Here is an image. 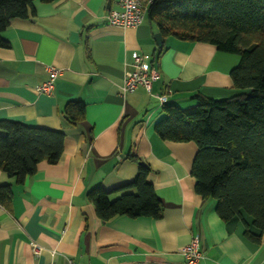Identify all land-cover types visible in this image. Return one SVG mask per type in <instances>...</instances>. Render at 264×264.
Returning <instances> with one entry per match:
<instances>
[{
	"label": "crops",
	"instance_id": "0c3cea01",
	"mask_svg": "<svg viewBox=\"0 0 264 264\" xmlns=\"http://www.w3.org/2000/svg\"><path fill=\"white\" fill-rule=\"evenodd\" d=\"M109 10H118V0H37L32 15L2 33L8 48H0V120L59 130L65 140L61 159L40 162L23 184L0 172V184L13 192L10 206L0 205V264H184L180 251L193 235L203 254L198 264H264V230L244 212L222 221L216 202L195 193L194 143L162 141L154 131L165 115L156 95L187 109L196 96L240 94L229 76L238 57L173 36L158 46L147 14L134 29L117 28L104 23ZM135 53L160 72L151 93L123 90ZM48 66L61 70L49 96L35 90L48 80ZM72 101L85 107L75 124L63 114ZM130 156L148 166L162 217L102 222L86 194L130 182L138 169Z\"/></svg>",
	"mask_w": 264,
	"mask_h": 264
},
{
	"label": "trees",
	"instance_id": "16d2710c",
	"mask_svg": "<svg viewBox=\"0 0 264 264\" xmlns=\"http://www.w3.org/2000/svg\"><path fill=\"white\" fill-rule=\"evenodd\" d=\"M37 0H0V48L12 20L33 14ZM50 3L54 0H38ZM147 18L163 38L213 45L217 51L239 56L229 76L237 96L210 99L196 96V104L180 109L163 104L164 117L154 126L167 142H192L197 147L190 168L195 193L216 202L222 221L246 213L254 228L264 230V0H151ZM162 51V50H161ZM160 51V53H161ZM81 101L68 102L63 114L69 124L85 116ZM0 172L23 184L40 162L56 164L63 155L62 131L0 120ZM135 177L114 190L92 188L86 199L102 222L117 216L162 217V202L148 182L149 168L137 158ZM121 193L116 199L110 196ZM10 184H0V205L9 207ZM248 240L258 241L245 230Z\"/></svg>",
	"mask_w": 264,
	"mask_h": 264
},
{
	"label": "built area",
	"instance_id": "2783aa9c",
	"mask_svg": "<svg viewBox=\"0 0 264 264\" xmlns=\"http://www.w3.org/2000/svg\"><path fill=\"white\" fill-rule=\"evenodd\" d=\"M151 0H118V10H109L104 17V23L108 26L117 28H132L142 24L145 18L146 6ZM132 69L124 72L123 86L128 93L135 92L138 88H143L147 93H151L153 83L160 79V72L157 70L153 61H147L142 55L135 53L133 57ZM61 70L48 66V80L36 86L40 94L48 95L53 92L54 83L60 75ZM162 106L166 103L167 97L162 95L155 96ZM33 253L38 255L40 250L31 243ZM180 254L184 264H198L203 257L199 247L197 235H193L189 243L182 247ZM66 264H76L72 259H68Z\"/></svg>",
	"mask_w": 264,
	"mask_h": 264
},
{
	"label": "water",
	"instance_id": "95a60500",
	"mask_svg": "<svg viewBox=\"0 0 264 264\" xmlns=\"http://www.w3.org/2000/svg\"><path fill=\"white\" fill-rule=\"evenodd\" d=\"M154 35H155L154 38H155L156 44L160 46L162 43V35L160 33H156Z\"/></svg>",
	"mask_w": 264,
	"mask_h": 264
},
{
	"label": "rangeland",
	"instance_id": "374dc122",
	"mask_svg": "<svg viewBox=\"0 0 264 264\" xmlns=\"http://www.w3.org/2000/svg\"><path fill=\"white\" fill-rule=\"evenodd\" d=\"M229 55H231L232 57H238V59H239V56L238 55H233V54H229ZM241 92H239V93H247L245 90H240ZM243 91V92H242Z\"/></svg>",
	"mask_w": 264,
	"mask_h": 264
}]
</instances>
